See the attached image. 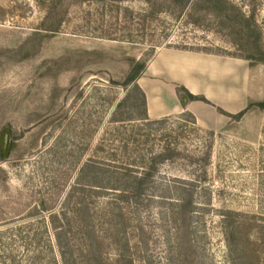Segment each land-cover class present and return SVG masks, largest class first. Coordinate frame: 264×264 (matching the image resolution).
<instances>
[{"label": "rangeland", "instance_id": "rangeland-1", "mask_svg": "<svg viewBox=\"0 0 264 264\" xmlns=\"http://www.w3.org/2000/svg\"><path fill=\"white\" fill-rule=\"evenodd\" d=\"M145 1L61 0L55 8L52 0H0V133L10 131L16 145L0 164V229L24 221L42 203L46 216L59 210L76 179L75 161L92 155L126 96L123 83L135 63L149 66L161 50L186 49L237 57L219 56L240 62L225 66L234 77L224 80L225 88L238 94L234 115L251 107L236 121L210 102L227 122L216 130L197 125V132L188 126L184 143L199 161L210 150L209 161L162 172L187 179L197 167L207 173L192 221L195 249L178 247L186 239L177 236L175 210L155 205L146 214L147 254L155 264H231L221 220L229 210L240 215L250 241L249 264H264V111L255 106L264 102V63L245 60L243 44L219 20L190 12L177 18L161 9L166 0H150L156 13L145 23L151 12ZM227 1L254 16L264 51V0Z\"/></svg>", "mask_w": 264, "mask_h": 264}, {"label": "trees", "instance_id": "trees-1", "mask_svg": "<svg viewBox=\"0 0 264 264\" xmlns=\"http://www.w3.org/2000/svg\"><path fill=\"white\" fill-rule=\"evenodd\" d=\"M59 1L52 0L53 7L57 8ZM145 2L151 11L143 17L147 23L156 7L150 0ZM161 9L177 18L190 12V17L202 15L219 20L223 29L243 44L248 54L245 60L264 63L262 34L254 16H246L232 2L166 0ZM54 10L49 11V18ZM58 28L49 31L57 32ZM147 67L148 63L140 60L131 69L123 83L126 96L116 105L92 155L84 162L80 155L75 161L76 179L61 208L46 216L42 203L41 209L24 221L0 229V264H155L147 254L150 236L146 218L155 205H169L175 210L177 236L186 239L178 247L194 251L192 238L196 232L192 221L201 210L196 196L206 188L207 173L197 167L193 178L187 179L165 175L162 170L198 166L209 161L210 150L199 161L184 143L188 126L191 132L199 131L192 114L184 112L179 117L158 120L148 117L147 97L138 84ZM177 96L183 106L190 102L212 105L184 87L177 89ZM255 106L264 111V102ZM250 107L238 115L225 114L221 109L219 112L239 121ZM11 136L10 131L0 133V164L16 148L15 142L8 140ZM221 218L230 263L249 264L245 242L250 241L243 238L240 215L225 210Z\"/></svg>", "mask_w": 264, "mask_h": 264}, {"label": "crops", "instance_id": "crops-1", "mask_svg": "<svg viewBox=\"0 0 264 264\" xmlns=\"http://www.w3.org/2000/svg\"><path fill=\"white\" fill-rule=\"evenodd\" d=\"M240 66L237 59L164 49L159 51L138 80L147 97V113L158 120L178 113L192 114L201 128L216 130L227 121L216 109L203 102L183 106L177 96L179 87L195 96H203L213 105L234 115L238 110V94L227 91L225 79L234 78L225 66ZM150 102L153 108L150 109Z\"/></svg>", "mask_w": 264, "mask_h": 264}]
</instances>
